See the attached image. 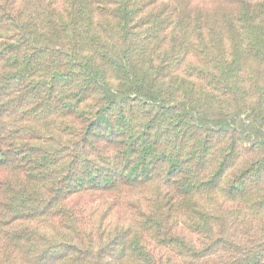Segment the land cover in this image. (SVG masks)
Segmentation results:
<instances>
[{
    "label": "trees",
    "instance_id": "16d2710c",
    "mask_svg": "<svg viewBox=\"0 0 264 264\" xmlns=\"http://www.w3.org/2000/svg\"><path fill=\"white\" fill-rule=\"evenodd\" d=\"M0 264H264V0H0Z\"/></svg>",
    "mask_w": 264,
    "mask_h": 264
}]
</instances>
